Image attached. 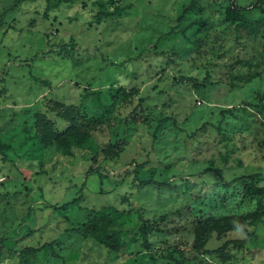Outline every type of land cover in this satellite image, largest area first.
I'll return each mask as SVG.
<instances>
[{
  "label": "clouds",
  "instance_id": "1",
  "mask_svg": "<svg viewBox=\"0 0 264 264\" xmlns=\"http://www.w3.org/2000/svg\"><path fill=\"white\" fill-rule=\"evenodd\" d=\"M88 2L91 24L0 0V264H206L225 242L230 264H264V197L237 180L264 188V0H201L199 53L165 32L186 0Z\"/></svg>",
  "mask_w": 264,
  "mask_h": 264
},
{
  "label": "rangeland",
  "instance_id": "2",
  "mask_svg": "<svg viewBox=\"0 0 264 264\" xmlns=\"http://www.w3.org/2000/svg\"><path fill=\"white\" fill-rule=\"evenodd\" d=\"M194 1H195L194 10L189 12L185 16V18H183V20H179V18L182 15L185 7L183 5H180L177 7L176 11H177L178 15L176 17V23L172 27L165 29V32L166 33H172L175 31V29L179 28L180 29L179 38L184 41V46L186 47V49L189 52L195 51V52L199 53L201 47H203L202 42L207 39L208 26L210 24V16L200 6L201 0H186V3L189 6ZM33 2H35V0H33ZM69 2H71L73 4H79V8L76 9L74 12L72 11V9L69 10L70 12H72V18L69 19V23L72 22V19L81 20V21L88 23V24L92 23L91 19H87V17L90 15V11H91L89 8L88 0H68V2H66V3H69ZM211 3L212 4L217 3V0H211ZM97 8L99 9L98 5H97ZM217 11H219V9H217ZM226 11H227V9L225 10V19H226ZM196 12H199V14H200V19H198V20L194 19L193 16L191 15L192 13H196ZM97 13H98V11H97ZM97 13H96V15H97ZM56 19H58V17ZM188 20H191L192 23H188L187 22ZM259 23H260V21L257 19L252 24V28L251 27L249 28V31L252 33L256 32V25ZM192 24H193V26L184 35V30ZM61 26H63V21H61ZM244 26L245 25L241 24L239 27H244ZM57 31H59V30H57ZM148 35L150 36L151 34L149 33ZM218 39H219V37H217V40ZM237 39H240V37L238 36ZM170 46H171V42H170ZM209 75L210 74L207 71H204L201 68H197V69H195L194 72H192L190 74L189 78L195 80V79H197V77H199V78H201V80H203L206 77H209ZM156 87H158V85ZM252 91H256L255 87L252 88ZM221 111L224 112V111H229V110L228 109H222ZM261 127L264 128V124H262ZM257 135H259V133H257ZM30 147H31V145H30ZM258 147H264V142H261V144L258 145ZM244 150L246 151V149H244ZM237 163L239 166L242 167L244 164V161L240 160V161H237ZM249 175H252V174H249ZM240 177H242V176H240ZM240 177H237V178H240ZM97 179H99V177H97ZM104 183L105 184L107 183V179L104 180ZM76 211L79 212V209H77ZM254 213L255 212L249 214L252 217V224L253 225H255L260 220L259 216H257L256 214L253 215ZM127 218L134 221V220L138 219L139 217L135 213L129 212ZM176 231H177V235H179V230H176ZM194 240H195V236H193V239L191 241L192 247L194 244ZM5 243H7V242H5ZM222 245L223 244L216 246V247L209 246V247H207V249L215 250V249L221 247ZM236 250L237 249H236L235 245H233V249L231 252H229L227 249V253L230 255L231 259H230V261H228L226 263H225V260L223 258H221L219 255L212 256L209 254H205L208 258L206 264H212V261L214 258H215L216 264H230V262L233 260V258L236 255ZM161 258L166 259L168 261V264H177L176 258L174 256H171V255H169L167 257L162 256ZM195 259H197V257H195V256H186V257H184V259L182 261H180V264H193V261ZM154 260H155V257H152V256H147V257L137 256L136 259L130 260L128 262V264H154ZM201 264H205V262H201Z\"/></svg>",
  "mask_w": 264,
  "mask_h": 264
},
{
  "label": "trees",
  "instance_id": "3",
  "mask_svg": "<svg viewBox=\"0 0 264 264\" xmlns=\"http://www.w3.org/2000/svg\"><path fill=\"white\" fill-rule=\"evenodd\" d=\"M65 2H68V0H65ZM99 9H103L104 5L103 4H98ZM195 8V1L192 2L186 10L184 9L182 15L180 16L179 20H183V18H185V16L191 12L192 10H194ZM230 10H231V5L229 6V8L226 11V20L229 18V14H230ZM118 11V9H117ZM99 11L97 13V15H99ZM231 16L235 17L236 13L235 12H231ZM195 24V23H194ZM193 26L190 25L189 27H187L184 30V35L188 32V30H190V28ZM252 28V25L250 26ZM208 77H206L205 79H207ZM194 80V79H193ZM261 179V176L259 173H255L252 175H248L247 179H245V176H242L240 178H237L238 181L242 182V186L244 188L245 194L246 196H252V197H264V188H259L257 187V184L259 183ZM261 207V205L258 203L257 205V210H259V208ZM256 212L253 214L255 215ZM100 219V218H97ZM103 219L105 220L106 223H110V220L108 219L107 216H104ZM93 227H95L96 225H92ZM203 233H204V228L203 226L198 227L195 231H194V236H195V240H194V244H193V248L196 251H199L200 247H203V244H201V240L203 239ZM217 239L219 240V236L217 237ZM205 243H208L207 241H205ZM230 242H225L221 247L215 249V250H209L207 249V247L204 248V255L205 254H209V255H219L221 258H223L225 260V263L230 261L231 257L230 255L227 253V249H228V244Z\"/></svg>",
  "mask_w": 264,
  "mask_h": 264
}]
</instances>
